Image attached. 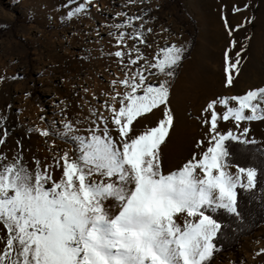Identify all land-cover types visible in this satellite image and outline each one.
Here are the masks:
<instances>
[{
    "label": "snow or ice",
    "instance_id": "snow-or-ice-1",
    "mask_svg": "<svg viewBox=\"0 0 264 264\" xmlns=\"http://www.w3.org/2000/svg\"><path fill=\"white\" fill-rule=\"evenodd\" d=\"M92 4L77 0L68 19L87 16ZM131 21L111 26L133 29L115 34L118 47L128 39L151 47L143 25ZM133 50L135 59L131 50L111 53L137 67L112 81L125 90L112 95L111 104L104 102L108 117L97 111L86 120L72 119L62 109L61 119L36 130L72 144L71 154L64 151L43 167L34 160L29 168L22 152L11 158L0 153V264H210L216 241L226 235L218 215L232 217L237 228L244 223L241 192L253 203L259 192L264 211V151L256 156L249 127L241 129L242 122L264 121V87L208 102L200 118L208 126L206 148L205 141L197 142L200 152L165 174L159 149L173 124L169 97L186 49L173 43L152 59ZM230 50L226 86L240 63L239 51L237 59L228 60ZM154 109L164 118L137 132L134 122L140 127L139 118ZM219 121L232 122L235 131H221ZM245 155L246 166L234 162ZM54 165L62 171L59 180L52 177Z\"/></svg>",
    "mask_w": 264,
    "mask_h": 264
},
{
    "label": "rangeland",
    "instance_id": "rangeland-1",
    "mask_svg": "<svg viewBox=\"0 0 264 264\" xmlns=\"http://www.w3.org/2000/svg\"><path fill=\"white\" fill-rule=\"evenodd\" d=\"M76 5L77 0H0V139L5 141L0 153L11 158L22 152L29 168L34 160L43 167L64 151L72 153V144L36 131L61 119L62 109L72 119L86 120L97 111L109 116L104 102L111 104L112 95L125 90L112 81L123 80L137 67L128 63V57L120 63L111 55L117 50H131L130 57L135 59L133 49L140 48L152 59L160 48L173 43L186 49L169 97L173 124L159 149L165 174L199 153L197 142L205 141L206 148L208 126L200 118L208 102L264 87V0H93L87 16L69 20L67 13ZM129 17L134 27L143 25L151 47L131 39L118 47L115 34L133 29L111 26L127 23ZM228 49L229 61L240 52L231 86L225 84ZM143 63L138 61L140 66ZM153 113L139 119L162 114L159 109ZM182 123L189 131L180 150L184 160L178 163L179 155L170 158L163 151L176 141L175 128ZM243 127L250 129L248 139L264 148V121L242 122ZM219 128L235 131L230 121H219ZM51 172L54 180L62 176L55 165ZM261 250L264 225L244 237L236 251L216 256L211 264H264Z\"/></svg>",
    "mask_w": 264,
    "mask_h": 264
},
{
    "label": "trees",
    "instance_id": "trees-1",
    "mask_svg": "<svg viewBox=\"0 0 264 264\" xmlns=\"http://www.w3.org/2000/svg\"><path fill=\"white\" fill-rule=\"evenodd\" d=\"M237 147L238 146L233 145L234 149ZM250 147L254 150L256 156H259L260 152L264 151V148L258 143ZM234 162L239 166H246L248 158L245 155L238 157ZM259 195L260 193L258 192V198L255 203L249 200L247 194L241 192L238 196L239 206L245 216L244 223L240 228L236 227L232 217L226 214L218 215L217 218L225 225L226 235L218 238L216 241L217 249L214 251L213 257L210 259V264L215 260L216 256L228 251H236L244 237L253 234L261 225H264V211H261L259 208ZM229 227H231V231H228Z\"/></svg>",
    "mask_w": 264,
    "mask_h": 264
},
{
    "label": "bare ground",
    "instance_id": "bare-ground-1",
    "mask_svg": "<svg viewBox=\"0 0 264 264\" xmlns=\"http://www.w3.org/2000/svg\"><path fill=\"white\" fill-rule=\"evenodd\" d=\"M182 101H183V99H182ZM161 116H163V113L162 114L159 113V115L156 117L153 116L154 119L150 118L151 120L150 119L143 120L144 121L143 125H141L140 127H137L136 131L139 132V131L143 130L144 126L152 127L151 125L158 123V121L161 119ZM183 124L184 123H182L181 126H179L178 128H177V126H178L177 125L175 128V133L178 137L176 139V141L173 142L171 145L167 146L163 151V155L169 156L170 158H171V156L173 157L174 155H179L180 158L179 157L176 158V161L178 163H181L184 160V153L181 152L182 151V144L185 141L184 140L185 136L188 134V131H189L188 130L189 128H183ZM190 127H192V126L190 125ZM56 169H57V167H56ZM59 178H61V176H59Z\"/></svg>",
    "mask_w": 264,
    "mask_h": 264
}]
</instances>
